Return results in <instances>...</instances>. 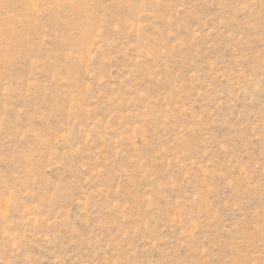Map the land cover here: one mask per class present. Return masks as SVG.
I'll list each match as a JSON object with an SVG mask.
<instances>
[{
  "label": "rangeland",
  "instance_id": "374dc122",
  "mask_svg": "<svg viewBox=\"0 0 264 264\" xmlns=\"http://www.w3.org/2000/svg\"><path fill=\"white\" fill-rule=\"evenodd\" d=\"M0 264H264V0H0Z\"/></svg>",
  "mask_w": 264,
  "mask_h": 264
}]
</instances>
